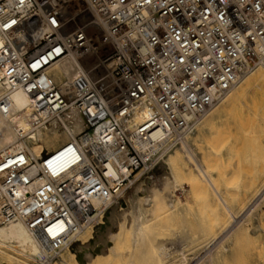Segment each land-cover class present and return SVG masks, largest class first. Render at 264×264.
Instances as JSON below:
<instances>
[{
  "label": "built area",
  "instance_id": "built-area-1",
  "mask_svg": "<svg viewBox=\"0 0 264 264\" xmlns=\"http://www.w3.org/2000/svg\"><path fill=\"white\" fill-rule=\"evenodd\" d=\"M66 54L101 56L110 89L83 74L62 89L44 70ZM263 57L264 0H0V85L23 91L45 126L83 123L63 162L49 150L0 156V225L23 224L57 259L109 208L96 198L187 146L195 121ZM140 106L149 114L134 139L162 141L146 158L125 130Z\"/></svg>",
  "mask_w": 264,
  "mask_h": 264
},
{
  "label": "bare ground",
  "instance_id": "bare-ground-1",
  "mask_svg": "<svg viewBox=\"0 0 264 264\" xmlns=\"http://www.w3.org/2000/svg\"><path fill=\"white\" fill-rule=\"evenodd\" d=\"M107 72L108 69L103 63L101 56L88 55L76 58L70 54L57 59L44 70V74L58 82L64 90L67 88L71 90L75 79L83 74L88 83H95L98 88L108 91L110 84L108 77H106ZM256 83L264 85V57L257 61L234 86L223 93L218 98V102H214L215 104L213 103L208 108V111L206 110V113L203 115L205 118L202 116L200 120L202 121L203 119L204 121L208 115L213 116L219 110L217 107L221 103L223 108L234 104L242 95L247 93V89L250 86ZM0 91H7L6 94L9 100L4 108L0 109V156L23 150L29 159L34 160L41 157L46 150L58 152L83 128V123L80 119L75 122L71 129L62 132L57 131L52 125L45 126L38 122V117L32 112L29 98L23 91L18 88L9 89L5 81L0 85ZM148 114L149 109L146 106L137 107L133 112L131 120L125 124L129 140L144 158L162 145V141L149 145L140 143L134 139L133 132L136 126L143 122ZM195 125L193 126L195 127ZM152 137L156 138L157 133H152ZM174 148L172 154V150H170L167 152V158L162 159L163 164L161 165L163 166V171L160 174L149 176L147 183L144 185L141 183L137 186L134 185L136 187L129 198L127 197L121 203L113 204L111 211L104 220V216H102L96 224L87 226L79 231L75 240V242L80 241L78 242L77 251L71 250V245H69L61 252L57 258L58 260H55V262L57 264H112L113 261L117 260L118 264H134L133 254L131 255L128 247L120 248V245L122 246L126 240H129V247L132 250L136 249L138 245L140 247V244H143L144 240L149 237L150 231L154 228H159L158 223H153V221L158 219L161 214L172 212L176 208L175 203L171 199L172 193H169L171 196L167 194V197L165 196L158 201L160 185L165 182L170 183L172 180H176L178 175H182L190 185V191L193 194L195 190L198 192L202 191L206 185L214 187V177L208 175V171L207 173L205 172V169L208 168H206V164L202 161V157L196 156L191 143L188 142L187 146L181 145ZM58 153L56 158L59 162H63L62 159L66 156L65 153L67 152L64 150ZM177 181L179 182V178ZM263 191L264 181L257 187L249 202L239 212L236 211L237 213H232L231 207L220 198L221 204L224 207L222 209L224 211L223 216L227 213L229 219L222 225L218 224L220 226L219 233L214 234L213 230L210 229L212 230L210 234L213 232L212 234L214 235L208 237L203 243L200 252L201 259L207 258L208 260V257H205L209 253L208 249L211 246L213 248L214 244L216 246V243L224 240L232 230L234 231L237 223L248 214L256 199ZM119 193L110 192L105 198H96L94 202L96 205L104 202L111 204ZM155 200L162 203V205L159 206V203ZM215 217L213 222L216 223L218 217L216 220ZM212 223L211 228L213 226ZM153 248L159 264L170 255V250H167L166 245H154ZM145 253L143 249V259L146 257ZM179 253V261L178 263L175 261V263L186 264L185 252L180 250ZM125 257L127 258L125 259ZM209 260L214 264L216 262L215 255H210ZM53 261L41 257V250L37 241L23 224L8 223L0 225V264H54ZM171 263L172 261L169 260L165 264Z\"/></svg>",
  "mask_w": 264,
  "mask_h": 264
},
{
  "label": "rangeland",
  "instance_id": "rangeland-1",
  "mask_svg": "<svg viewBox=\"0 0 264 264\" xmlns=\"http://www.w3.org/2000/svg\"><path fill=\"white\" fill-rule=\"evenodd\" d=\"M217 102L218 99L215 103ZM222 106V103L219 104L217 107L219 110L213 116L208 115L204 119L205 123L202 118V121L200 118L197 119L196 122H200L194 123L195 127H192L191 133L189 132L187 136L196 156L202 157L206 164L208 169H205V172L208 171L207 174L214 177V187L206 185L202 191L195 190L193 194L182 175L177 176L179 182L176 178L170 183L160 185L158 201L172 193L170 198L176 208L172 212L161 214L153 221L158 223L159 228L152 229L140 247L138 245L132 250L129 247V240L120 245V248L128 247L131 255L133 254L134 264H159L153 248L159 244L166 245L167 250H170V255L160 264H165L169 260L172 261L171 264L178 263L180 250L185 252L186 264H212L209 260L212 254L216 258L214 264H264V191L263 195L256 199L250 213L244 216L243 221L237 223L234 231L216 243V246L214 244L213 248L211 246L208 249L209 253L205 256L208 260L200 257L203 243L211 235L219 233V225L229 219L227 213L223 216L224 207L221 200L231 207L232 213L239 212L264 181V85L259 83L252 85L234 104L224 108ZM174 149H171V154ZM166 155L168 156V153ZM166 155L163 160L167 158ZM163 160H160L151 171L147 172L145 166L134 175L131 179L134 182L120 192L116 196L117 199L115 197L116 201L114 200L103 214V220L111 211L113 204L129 198L139 183L144 185L149 176L160 174L163 171L161 165ZM161 205L162 203H159V206ZM214 217L215 220L217 217L219 219L217 224L213 222ZM210 229L214 234L213 232L210 234L212 231ZM78 242L80 241H76L70 247L74 252L77 251ZM143 249L146 252L144 259ZM112 264H118L117 260Z\"/></svg>",
  "mask_w": 264,
  "mask_h": 264
},
{
  "label": "snow or ice",
  "instance_id": "snow-or-ice-1",
  "mask_svg": "<svg viewBox=\"0 0 264 264\" xmlns=\"http://www.w3.org/2000/svg\"><path fill=\"white\" fill-rule=\"evenodd\" d=\"M13 23H15V21H13ZM53 23H55V20H53ZM5 27H7V25H5Z\"/></svg>",
  "mask_w": 264,
  "mask_h": 264
}]
</instances>
